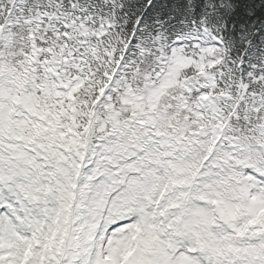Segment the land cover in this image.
Here are the masks:
<instances>
[{
    "label": "snow or ice",
    "instance_id": "snow-or-ice-1",
    "mask_svg": "<svg viewBox=\"0 0 264 264\" xmlns=\"http://www.w3.org/2000/svg\"><path fill=\"white\" fill-rule=\"evenodd\" d=\"M0 264H264V0H0Z\"/></svg>",
    "mask_w": 264,
    "mask_h": 264
}]
</instances>
